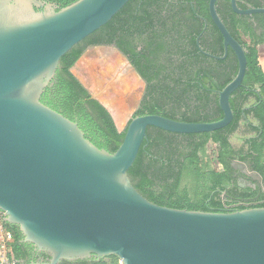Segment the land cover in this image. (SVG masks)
<instances>
[{"label":"water","instance_id":"1","mask_svg":"<svg viewBox=\"0 0 264 264\" xmlns=\"http://www.w3.org/2000/svg\"><path fill=\"white\" fill-rule=\"evenodd\" d=\"M129 1L76 0L58 9L45 0H0L3 222L17 228L23 243L50 258L35 264L89 258L103 264H264V207L214 213L159 206L144 198L128 176L147 128L201 134L232 122L229 100L242 85L247 61L245 49L217 14V0L208 2L224 46V55L215 58L224 59L230 48L238 62L235 77L218 91L221 119L132 117L121 144L109 153L86 139L77 123L40 101L61 58ZM229 1L238 15L264 12L239 10L235 0ZM239 35L251 42L241 30ZM100 53L118 54L95 47L77 62ZM234 144L239 139L234 137Z\"/></svg>","mask_w":264,"mask_h":264},{"label":"trees","instance_id":"2","mask_svg":"<svg viewBox=\"0 0 264 264\" xmlns=\"http://www.w3.org/2000/svg\"><path fill=\"white\" fill-rule=\"evenodd\" d=\"M61 3V8L76 0H45ZM192 2V6L190 4ZM208 0H130L103 27L65 54L40 101L52 110L77 123L84 136L99 149L113 153L121 144L126 127L119 132L106 108L72 74L71 69L91 46L114 45L137 71L145 84L139 108L133 117L157 114L182 122H214L222 118L218 105L220 91L236 75V71L212 77L204 69L206 60L196 54L195 39L203 27L198 15L207 19ZM232 36L240 42V19L232 15ZM248 31V30H246ZM253 37L255 32L249 29ZM252 39V38H251ZM221 41V36H220ZM248 47L246 73L242 85L257 84L262 99L252 110L259 122L258 137L240 151L229 138L241 119L240 104L235 94L230 97L233 120L225 128L201 134H176L149 127L128 176L135 189L148 201L168 208L199 212H221L237 204L238 210L264 207V193L241 190L233 177L232 160L237 154L250 169L264 179V73L254 47ZM221 54V53H220ZM228 62L237 60L227 57ZM237 67V66H236ZM246 99V98H244ZM213 146V160L207 147ZM253 200H252V199ZM251 201L256 205L245 206ZM14 238L11 253L20 261L27 255L29 244L15 226L4 223ZM29 255V252H28ZM48 257L47 254H43ZM60 264H103L89 258L63 261Z\"/></svg>","mask_w":264,"mask_h":264},{"label":"flooded vegetation","instance_id":"3","mask_svg":"<svg viewBox=\"0 0 264 264\" xmlns=\"http://www.w3.org/2000/svg\"><path fill=\"white\" fill-rule=\"evenodd\" d=\"M235 3L239 10L264 9V0H235ZM52 4H54L58 9L61 8V3L54 2ZM190 4L192 6V2H190ZM216 11L229 32H230L229 28H231L230 18L232 15L237 16L242 22L241 23L242 26L238 28V33L241 30L242 34L248 40L251 41V44L247 45L242 40H240V42L237 39L236 40L241 44L243 49H245V55H247L249 52L247 46H250V47H254V49L256 50L257 60H259L258 55L260 54L264 57V12L255 13L251 15H238L235 12H233L231 8V3L229 0H217ZM198 18L203 22V27L201 31L199 32V34L196 35L195 44H196V49L198 50L196 54H199V55L201 54L202 56L206 57V60H215L216 62L217 61L224 62L222 64H217V65L216 63H210V62L206 63L204 65V69L207 71L208 75L212 77L213 67H217L216 68L217 73H214L217 76H220L223 74L226 75L227 72H234V71H236V74H237L238 62L234 64L233 62L224 61V60H228L227 59L228 56H230L231 59L237 60L235 53L230 48L227 49V53L224 59L218 60L215 58V57H221L224 55V46H223L222 36L217 30L216 26L213 24L212 20L210 19V16H209V19L211 21V24L204 17H201L198 15ZM249 29L255 32L253 37L249 33ZM220 36H221V41H220ZM95 47H105L113 51H116L122 58H124L128 66L132 68L133 72L142 81L141 77L138 75L137 71L131 66L127 58L114 45L91 46L88 49L95 48ZM240 87L241 89L235 94L234 97L238 98L237 102L238 104H240L241 119L237 122V128L233 132V134L230 136L229 142L235 148V150L240 151L241 149H243V151L245 152L249 147L248 142H251L252 139H256L259 136L256 131V128L258 127L259 122L257 121V118L252 110L256 107V105L259 102H261L262 93H261V87L257 84H250L249 86L241 85ZM144 91H145V84H144L143 94H144ZM215 92L218 95V91H215ZM143 94H142V97H143ZM141 99H140L137 109L140 106ZM234 137L239 139L240 141L239 145L234 144ZM245 153L235 155V158L232 160V167L234 170L233 177L235 179V183L238 185V187L241 190L245 191L246 189H250L251 191L257 193L256 196L253 198V199H256L257 197H259L261 194L264 193V179L259 174H257L255 171L251 170L250 166L246 162H243L240 160V155L244 156ZM237 162L240 164H243L244 167L236 165ZM258 203L259 202L251 201L244 205L253 206ZM219 210H222L221 212L235 211V210H238V205L232 204V205L227 206L226 208H222ZM28 246H31V245H28ZM28 252H29V255H28ZM26 253L27 255L24 257V259L20 261H17L13 258L15 260V263L16 264L45 263V262H48L50 259L49 256L46 257L43 255L45 253L38 252L32 246L27 248Z\"/></svg>","mask_w":264,"mask_h":264},{"label":"rangeland","instance_id":"4","mask_svg":"<svg viewBox=\"0 0 264 264\" xmlns=\"http://www.w3.org/2000/svg\"><path fill=\"white\" fill-rule=\"evenodd\" d=\"M250 45L251 42H245ZM264 73V57L258 55ZM72 74L84 88L102 104L112 116L118 128L124 129L134 116L143 94L144 84L119 54H97L77 62ZM213 146L207 147V155L213 160ZM11 231L2 226L0 231V264H16L11 253L13 236L9 240L5 233ZM12 234V233H11ZM4 246V247H2ZM121 264V263H111Z\"/></svg>","mask_w":264,"mask_h":264},{"label":"built area","instance_id":"5","mask_svg":"<svg viewBox=\"0 0 264 264\" xmlns=\"http://www.w3.org/2000/svg\"><path fill=\"white\" fill-rule=\"evenodd\" d=\"M2 226H4V222H3V214L0 213V231L2 232ZM5 236L10 240L12 238V234L9 232L5 233ZM4 247V246H2Z\"/></svg>","mask_w":264,"mask_h":264},{"label":"crops","instance_id":"6","mask_svg":"<svg viewBox=\"0 0 264 264\" xmlns=\"http://www.w3.org/2000/svg\"><path fill=\"white\" fill-rule=\"evenodd\" d=\"M116 127H117V129H118L119 132H121V131L123 130V129L120 130V129L118 128V126H116Z\"/></svg>","mask_w":264,"mask_h":264}]
</instances>
